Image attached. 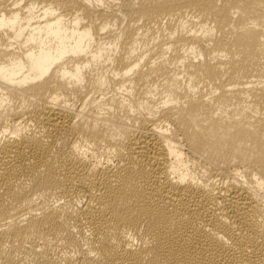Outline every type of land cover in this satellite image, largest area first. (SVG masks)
<instances>
[{"label": "bare ground", "instance_id": "bare-ground-1", "mask_svg": "<svg viewBox=\"0 0 264 264\" xmlns=\"http://www.w3.org/2000/svg\"><path fill=\"white\" fill-rule=\"evenodd\" d=\"M0 264H264V0H0Z\"/></svg>", "mask_w": 264, "mask_h": 264}]
</instances>
